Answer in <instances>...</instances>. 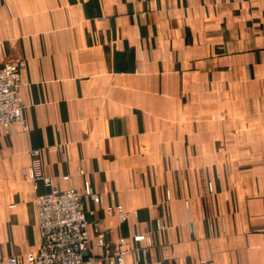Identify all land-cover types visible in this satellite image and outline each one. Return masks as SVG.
<instances>
[{"label": "crops", "instance_id": "crops-1", "mask_svg": "<svg viewBox=\"0 0 264 264\" xmlns=\"http://www.w3.org/2000/svg\"><path fill=\"white\" fill-rule=\"evenodd\" d=\"M117 34L130 49L115 53V76L98 82L94 95L128 99L131 55L150 56L149 68L160 71V62L203 54L208 62L219 61V74L232 78L217 84L232 88L223 99L227 117H243L244 102L253 116L264 113V0H0V65L24 63L18 95L25 122L10 133L0 127V262L12 255L24 262L39 244L36 198L46 189L23 169L30 150L40 149L54 187L83 194L87 181L100 196L99 202L84 200L91 264H115L120 253L125 264H264L260 127L253 126L242 149L250 154L241 150L215 159L206 178H145L117 171L97 147L95 137L110 128L77 120L71 78L81 72L89 77L86 86L95 85L91 74L108 70L100 39ZM89 42L95 45L85 49ZM163 54L169 59L162 60ZM247 71L252 78L244 82ZM148 80L169 86L159 74ZM250 81L252 93L242 98L239 89ZM151 108L162 110L158 103ZM139 131L134 127V134ZM96 225L105 233L104 247L96 245Z\"/></svg>", "mask_w": 264, "mask_h": 264}, {"label": "rangeland", "instance_id": "rangeland-1", "mask_svg": "<svg viewBox=\"0 0 264 264\" xmlns=\"http://www.w3.org/2000/svg\"><path fill=\"white\" fill-rule=\"evenodd\" d=\"M100 19H105V16ZM122 26V23L116 24L118 30ZM109 37L110 41L101 37L98 45L105 54L101 55L108 69L106 74L93 72L90 78L95 79V85L86 86L90 82L89 77L82 76L81 72L71 80L77 89L75 94L78 95L77 120L83 122L85 127L110 128L107 133L95 138L100 142L97 147L104 150L101 152L109 160L115 161L117 171H130L133 177L142 175L145 178H206L215 159H220L225 154L230 157L247 147V143L251 142L250 132L253 126L260 127V140L264 141V113H260V117L253 116L251 109H248L251 104L243 103L247 108L243 117H227L223 99L232 88L220 85H224V82L229 84L232 78L219 74V61L208 62L209 56L203 54L190 53L186 57L188 62L184 61L182 55L173 57V62H160L156 66L160 71L149 68L153 66L150 56L131 55L129 64L132 69V86L126 90L130 95L128 99H123L120 95L109 100L105 94L99 97L94 95L99 88L98 82L102 84L104 77L111 78L114 75L111 63H114L115 53L130 49L125 44L126 39L120 34L116 38L111 35ZM93 45L95 44L92 42L86 43L85 49ZM79 47L83 49V45ZM159 57L162 60L169 59L165 54ZM169 62L171 63L167 65ZM7 63L21 64L24 67L22 62ZM155 74L162 75L165 80L162 82H167L169 86L157 87L154 81L150 82L148 79ZM250 74L252 73L247 71L244 82L252 78ZM142 79L143 83L139 84ZM261 82L264 83V77ZM248 84L250 85L245 84L239 89L245 99L252 93L251 81ZM103 90L106 93L107 86ZM154 103H158L162 110L153 111L151 106ZM134 127L141 131L134 134ZM225 143L228 150L224 148L226 145L223 146ZM208 146L211 151H204L203 148ZM242 151L246 154L248 150ZM204 152H208L207 156ZM249 152L251 153L248 151V154ZM232 157L235 159V156ZM117 209L120 211L121 207L118 206ZM205 260L216 264L213 259Z\"/></svg>", "mask_w": 264, "mask_h": 264}, {"label": "built area", "instance_id": "built-area-1", "mask_svg": "<svg viewBox=\"0 0 264 264\" xmlns=\"http://www.w3.org/2000/svg\"><path fill=\"white\" fill-rule=\"evenodd\" d=\"M21 67V64L14 63L0 65V127L6 133L15 127H25L18 95ZM23 171L34 184L40 183L46 189L36 198L39 244L36 250L26 254L24 262L12 255L0 264H91L87 257L89 235L84 200L88 197L99 202L100 196L87 181L83 194L74 188L61 190L54 187L51 178L43 171L40 149L30 150V164ZM95 234L96 245L104 247L106 236L97 225ZM115 264H125L123 253L117 255ZM198 264L214 262L202 259Z\"/></svg>", "mask_w": 264, "mask_h": 264}]
</instances>
